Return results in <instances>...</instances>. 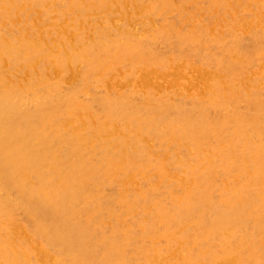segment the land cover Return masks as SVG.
<instances>
[{
  "label": "rangeland",
  "instance_id": "374dc122",
  "mask_svg": "<svg viewBox=\"0 0 264 264\" xmlns=\"http://www.w3.org/2000/svg\"><path fill=\"white\" fill-rule=\"evenodd\" d=\"M10 1L11 2L14 1L15 3L13 4L9 2V0H1L0 2L1 3L0 4L1 6L0 7V17L2 16L4 17V18H0V21H1L0 22V35H1L0 36V43H1L0 44V92H1L0 95H2V99L0 100V140H3L4 138L9 137V139L15 142L21 136L32 140L34 137L33 133L35 131L38 130L40 132L42 131L46 132L47 133L46 137H48L47 140L43 139L41 142H38L37 140H33L37 142L31 144V146L28 149V152L31 154L33 151H37L39 149V151L42 150L44 152H48L46 156L55 157L56 159H51L50 161H47L46 160L47 158H44L42 162L43 164H41V161L39 160L35 162V166L39 164V171H40L39 176H41V179H44V178L47 179V178H53L55 175L53 182H58L61 180V177H63V174H66L67 172V175H70L71 173L72 175H70V181L68 179V182H70V186L69 188L66 189V191L69 190L70 194H72V196L74 197L70 196L69 192L67 191L68 192L67 193L65 189L58 187V189L61 188L60 189V192L62 195L61 200L63 201L60 200V204H61L62 209L64 210V214L61 215V218L59 221H56L54 212L48 206L47 200L44 199L45 198L44 192L43 193L40 192V193L33 195L31 191L30 192L28 191L29 189L28 182H25V184L21 186L22 183L19 184L18 182L19 165H15L14 162L8 160L4 156L3 151H1L0 149V190L18 188V185H20L19 188L21 190L27 189V190H24L25 193L24 192L21 193L22 205L20 209L22 207L23 208L20 210L21 212H19L20 215L16 217H13V216L5 217L7 221L4 217L0 219V229H2L0 230V237H2L0 238V241L3 242V239L5 240L7 237L9 238L11 244H13L12 251L9 253V255H7V258L3 259L6 256L5 254H3L0 256V259L6 260V259L14 258L13 261L17 262V261H20L22 257H27V259H30V261H32V264H43L44 261L42 257H40L39 251L36 250L34 242L31 241L32 240L31 236H29V239L27 237L24 241H22L23 242L22 248H20L17 243L18 237L20 236V234H22V231L19 228V222H20L19 219L28 221L30 219L29 218L30 216H35L32 221L29 220V223L31 224V226L38 225L39 231L41 232L45 231L46 233L48 231L47 229L51 228L52 226H55L57 227V229L65 233L63 234L65 238H63L60 241L62 242V245L59 246L60 249L55 252V254L57 253L56 256L60 260H62L64 264H74V263L84 264V262L86 261L85 260L86 258H83L82 256H80V254L83 252L88 254L87 259L88 261L91 262V264H107L106 263L107 255L105 254L106 252L105 249L107 250L110 244H106L105 246L100 245L99 247H95L96 245L94 244V240L96 239V237L93 236L89 230H85V228L83 227L84 226L83 220L77 214V212H79L80 210H84V208L87 209L86 207H84L85 205H88L91 207V206H94V204L99 203L102 205L106 204L104 206L105 210L103 211L100 210L101 212L99 213V215H97L101 222L102 227H104L103 228L104 230L107 228L106 231L114 232L113 230L117 229L119 225L122 224V228L126 231L127 227H131L130 226L131 222L134 219L139 217V219L144 218L146 220L147 219L149 220L151 219V217H154V215H158L159 217L158 219L161 222L160 223L159 220L157 219V222L160 223V228H158V230L157 228H155L153 231H150V232H146V233L139 232V234L137 233L138 235L141 234L140 236H138L137 234L132 235L134 236L133 241L136 240L137 242L136 246L137 247L139 246L138 248H142L143 246L147 248V245L150 244V246H153V247L154 245L155 247L162 245V247H164L165 250L169 249L168 247L170 248L172 247V249H174L173 247H176V243L171 242V239H172L171 237L174 235V233L177 231L176 233L180 234L182 230L191 232L192 234H190V237L193 239V241L191 242L192 243L191 245L194 247L180 251L177 254V256L169 257V260L173 262L174 261L177 262L176 264H203V263L207 264L206 260L208 259H207V255L205 254V250H203V246L204 248L207 249V247L211 246L210 244H212V242L214 244L219 239L217 240V238H215L214 235L209 238L208 232H206L207 228L204 227V224L202 221L203 218L197 216L196 215L197 213L191 207H189L187 211L190 214L188 215L190 216L189 217L190 219L188 218L186 220H181V221L178 220V222H183L184 224V226L181 228L177 225L178 222H175L174 219L163 215L161 206L163 204L169 205L168 203L170 201H173L174 199H180L182 203H185V201L187 200V195L189 193L190 185L192 184L197 185L198 189L202 187L201 192L196 195L197 199H200L202 195L205 194L208 197H210L211 201L213 202L219 201L220 203L225 204L231 201V199L228 198L230 197L231 193L230 191H226L227 189H229L227 187L230 184H228L227 187H224L226 182H230L232 183L231 185L236 186L237 184H241L243 182L242 180H246L247 176L258 177V173H259L258 178L259 180L260 179L263 180V183H264V167H263L264 166L263 165L264 163V155H263L264 154V136H263L264 135L263 133L264 132V110H263L264 108V96H263L264 94V0H246V1L245 0H219V1L218 0H208V1L207 0H192V1L191 0H188V1L187 0H183V1L182 0H163V1L162 0H152V1L148 0L150 3L147 0H138V1L137 0H130V1L129 0H93L95 1V3L92 0H85V1L84 0L83 1H80V0H73V1L72 0H56V1L55 0L54 1L52 0L50 1L49 0H24V1L23 0H10ZM30 3L31 5H29ZM195 3H198L199 5ZM20 4H23V7H24L23 9L20 8ZM32 4L34 5L32 6ZM75 4L77 5L79 4V5L78 6L76 5L75 7ZM95 4L97 5L95 6ZM110 4L111 5L113 4L114 6L113 5L111 6ZM200 4H201V9H200ZM207 4L209 7H207ZM216 4L218 5V7ZM86 5L87 7L89 6L88 9L87 7H85ZM167 6H169V8H167ZM159 9H161V11ZM195 9L196 10L198 9V10L196 11ZM185 10H187L188 12ZM38 11H40V13ZM86 11H87L86 13L87 15L85 14ZM92 11L93 13H91ZM126 11L127 13H125ZM132 13H134V16ZM179 13L181 16L179 15ZM32 15L35 17H33ZM188 15H191V16L193 15L192 16L193 18L191 16L188 17ZM194 17L198 20H196ZM28 18H30L29 22H28ZM90 18L92 20H90ZM147 18L149 19L147 20ZM82 19H85V20L83 21ZM186 19H188L189 21ZM190 19H192V21H190ZM11 20L12 21L15 20V21L12 22ZM130 20H131V23H130ZM165 20H166V23H165ZM222 20H224V22ZM85 21L87 22V24ZM98 21H100L101 23H99ZM111 21L112 23H114L115 26L111 23ZM31 22H33L34 24ZM175 22L177 23V25ZM63 23L65 24L66 27L64 26ZM67 23H70L71 25L70 24L68 25ZM31 24L33 25L32 27H31ZM186 24L188 25L186 26ZM87 25H90V26H87ZM168 26H169V29H168ZM39 27L40 28L43 27V28L39 29ZM118 28H120L121 30ZM173 28L177 32L175 30H172ZM12 29L13 31H11ZM26 29L28 32L27 35H25ZM109 30H112V31H109ZM47 32H49V34H47ZM137 32L138 34H135ZM35 33H37L38 35ZM152 33L153 35H151ZM40 34L42 37L40 36ZM73 37L76 39H74ZM7 38H8V41H7ZM33 38H34V41H33ZM35 38H37L36 41H35ZM156 39H159V40H156ZM27 40H29L30 42ZM40 40H42L43 42ZM6 41L7 43H5ZM55 42H57L58 45ZM133 42L135 44H133ZM60 45L61 47H59ZM63 45L65 47H62ZM48 46L51 47V49L50 48L48 49ZM29 47H31L30 48L31 50L29 49ZM213 48L215 50H213ZM28 50L30 51L28 52ZM259 50H261V52ZM63 51L65 52L67 51V53L64 54ZM78 51L82 52L83 54L79 53ZM222 51L224 53H222ZM163 53L165 54V56ZM66 54L67 55L69 54L68 55L69 58H67L68 56L67 57L65 56ZM49 55H52V56H49ZM35 56L37 58V61L35 60L36 59ZM111 56H114L115 58ZM38 57L40 58L39 61H38L39 59ZM63 57H66L65 61L61 60L63 59ZM122 57H125V58H122ZM127 58H129L128 59L129 62H127L128 61ZM219 58L220 60H218ZM234 58L236 59L235 61H234ZM4 60L6 61L4 62ZM32 60L38 63H33ZM161 60H163V62H161ZM240 61H242L243 64H241ZM113 62L115 63L117 62L118 64L116 63L117 64L116 65ZM159 62H161V64ZM2 63H5V64H2ZM19 63L22 64L21 65L22 67L19 66L20 65ZM32 63L34 65H32ZM154 63L156 66L154 65ZM24 66L26 67L25 69H24ZM5 67H6V70H5ZM151 68L153 70L155 69L156 71L155 73L157 74L158 77L156 81L154 82V84H152V86L146 87L144 84L141 83V81H139V79L141 80L143 74L147 72L148 69H151ZM71 69H72V72H71ZM197 69L199 70L202 69L206 72L212 73L211 77L213 78H210L211 81H209V83L206 84L210 87V90H203L199 87V84H196L194 81H188L192 72H194ZM55 70H58V72H55ZM158 70H159V73H158ZM4 71L7 73L5 74ZM75 71H77L76 74H75ZM1 72L4 77L2 76ZM160 72L164 76L163 75L161 76ZM69 74L71 75L69 76ZM25 75L27 76V78ZM109 75L110 77H108ZM165 76L167 78H170V79H167L168 82L169 80L172 79L170 86H169V83L166 82L167 80L160 79V77L166 78ZM19 77L21 78L19 79ZM24 77L26 78V81ZM70 77H71V80L69 81L70 82L69 83L68 79H70ZM115 79L117 80L115 81ZM3 80H6V81H3ZM159 80L166 85L161 83ZM138 81L140 83H138ZM38 82L40 83V85ZM118 83H120L121 89ZM155 83H157V85L159 86H157ZM136 84L139 85V88H143V92L141 89L138 88ZM161 84H163L164 87L163 85L161 86ZM32 88L33 90H31ZM135 89L138 91H135ZM7 91L10 92L8 95L5 94V92ZM134 91H135V94H134ZM174 91L175 93H173ZM112 93L115 95H113ZM180 93L183 95H181ZM231 95L235 97L233 98ZM170 96H172L173 99H170L171 98ZM144 100L145 101L149 100V102H152V103L154 102L153 103L154 105L152 103L150 104L148 101H146L147 102L146 103ZM69 107L71 108L72 111L69 110L70 109ZM53 109L57 110L58 114L54 115V113L51 112ZM88 110H89V114H88ZM238 114H242V116ZM90 115H92L93 117L91 116L92 117L91 118ZM77 116H79L81 119ZM247 116H248V119H247ZM73 117L76 119V122L73 120L74 119ZM252 118H254L253 121L256 120L259 124L257 122H253ZM258 118L260 121L258 120ZM82 120L86 122H83ZM94 120L96 123L94 122ZM57 121H59L60 125L58 124ZM81 121L83 122V124ZM50 122L51 124L53 122V124L51 125ZM126 122H128L129 124H126ZM232 122L233 123L238 122L242 125H245L244 130L239 133L231 131L232 126H234ZM81 124L83 126H81ZM210 124H211V128H210ZM58 125L60 127H58ZM111 125L113 126V128ZM57 127L60 129H57ZM121 129L123 131L126 130L125 132L129 136L125 132H123ZM138 129L140 132H138ZM99 130H102V131H99ZM54 132L56 133L54 134ZM59 132H62V133H59ZM226 132L228 135L226 134ZM76 133L77 135L80 133L79 137L77 135L73 136ZM185 133L186 135H184ZM102 136H104V138ZM122 136L125 139H122ZM126 136L128 139H126ZM151 136L153 139L151 138ZM106 137L107 138L109 137V138L106 140ZM95 138L96 140H94ZM92 140H94L95 142L93 141L94 142L93 143ZM164 140H166V142ZM152 143L153 144L156 143V144L153 145ZM194 143L196 145H194ZM118 145L120 146L117 148ZM163 145L165 146L166 149L163 147ZM127 147L128 148L130 147V148L128 149ZM90 150H94V151H90ZM123 152H125V154ZM147 152L149 153V155ZM227 152L229 155L227 154ZM168 154L170 156H168ZM199 154L201 157H199ZM112 156L114 159L112 158ZM258 156L261 161L259 160ZM181 158L183 160H181ZM204 158H205V161H204ZM105 159L107 160L105 161ZM195 159L197 161H195ZM55 160L62 166L61 168L62 171L59 172L61 174L56 173L57 171H55L54 169L53 171L47 170V167L51 165L50 162H56ZM69 163L70 164L73 163L74 165L73 164L70 165ZM126 167H129V168H126ZM69 168L71 170H69ZM100 168L102 170H100ZM76 173H80L81 177L79 176V174H76ZM57 175H58V178H57ZM105 175H107L108 177L106 176L107 177L106 178ZM78 176H79V180L77 179ZM164 176H165V181H164ZM199 176H200V180H199ZM217 176L219 178H217ZM131 177H136L137 180L133 179L135 182L133 181L132 183V180L130 181ZM38 178L39 177H37L36 180L40 181V179ZM80 178H82L81 182H80ZM210 178L212 179L214 178L215 180L214 179L210 180ZM39 181H36V182H39ZM137 184H138V187L142 186L143 188L142 187L138 188ZM132 186L134 188H130ZM119 188H122V189H119ZM144 188H146L147 190ZM132 189H133V192H132ZM124 191H127V192H124ZM72 192H74L75 194ZM123 192L127 194H123ZM143 192L146 194V196ZM131 193H133V196L131 195ZM165 193L167 196L165 195ZM42 195H44V197ZM81 196H85V201L81 199ZM89 196H91L92 198ZM87 197L91 199L89 200ZM133 198H134V202H137L138 204L137 206L136 204H134L135 206L130 208L129 205L133 202L132 201ZM235 198H236V195H235ZM244 198H245L244 196H239L236 199H234L232 202L234 204L236 202L243 201ZM96 199L98 202L96 201ZM112 199L114 200V202H112L113 201ZM120 199L121 200L124 199V201H127V202L124 203V201H121ZM151 199L156 203H154ZM166 200L168 201L166 202ZM141 201L144 202V204ZM61 202H63V204ZM187 202H186V205H187ZM76 203H78L77 204L78 206L76 205ZM139 203H142V204H139ZM160 203H162V205ZM113 204L115 207L113 206ZM116 204H118L120 207ZM145 204H148V205L145 206ZM196 204L201 206L203 203L197 202ZM107 205H110V206L108 207ZM79 206H82V207H79ZM210 209L212 213H214V215H216V217L219 218V222L221 220L224 224L229 225L232 228V231H234L235 233L241 234L245 230L247 231V228H248L249 230H253L254 232L256 231V233L258 232V234L255 233V236H253L254 239L256 240L258 239L257 241H264V230L261 231V228H262L261 225L264 224V221L261 222L260 220H251V219L249 221H240L238 220L240 216L234 215L235 213L232 211V208L225 209L213 203L210 206ZM24 212L26 215L24 214ZM71 213L74 215V219H76V221L72 218L73 215L71 216ZM68 214L70 215L68 216ZM107 217L108 218L110 217L112 220L110 218L107 219ZM37 219H42L43 222L40 225L41 227L43 226L42 228L39 226L38 223L36 224ZM84 219L89 220L87 216H85ZM148 220L147 222L149 223ZM4 222L7 225H5ZM165 223H169V224L171 223V225H167ZM191 224L192 225L194 224V225L192 226ZM196 225H199V226H196ZM74 226L77 228V232H75L77 236L75 234L74 235L70 234L69 236H67L66 233L68 232V230L71 228L73 229ZM162 226L164 227V230ZM45 227H47V229ZM176 227H178V230L176 229ZM253 227L255 229H250ZM43 228H44V231H43ZM111 228L112 230H109ZM122 228H121L120 233L116 232L117 234L114 235L116 237L115 239L116 243H114L115 247L121 246V243L120 241H118V238L122 237L123 232H125V231H122ZM258 229L259 231H257ZM163 231L165 232V235ZM172 231H173V234H172ZM195 231H199L198 234ZM88 233L89 234L91 233V234L89 235ZM205 233L207 236L203 235ZM142 234L145 236H143ZM87 235H89V237ZM149 235L151 236L149 237ZM86 236L91 239L88 240ZM147 236L149 237V239ZM140 237L143 239H141ZM22 238L24 239L25 237L22 235ZM200 238H204V239H200ZM113 242L114 240L112 239L111 243ZM200 242H202L201 243L202 245L200 244ZM64 243H65V246H63ZM195 244H197V246ZM198 244L199 246L202 247L201 249L200 247H198ZM107 245H108V248H106ZM68 246L69 248H67ZM93 247L96 249L92 251ZM118 247L116 248L117 250L115 249L116 252L122 249L121 247L119 248ZM144 247L142 250H140L141 251L140 254L134 257L135 259L134 258L131 259V262H129V264H136V263L143 264L142 260L144 259V254L147 251V249L145 250ZM44 248L46 250L51 249V247L48 244L44 245ZM80 249L81 251L78 252ZM29 250H32V251L30 252ZM260 251H262L263 253L264 247L263 249H260ZM110 252L112 253L113 251H111V249H108V254ZM111 253L109 255H111ZM181 254L182 255L186 254V255L185 257H183ZM60 255L62 258L60 257ZM74 256L76 259L74 258ZM70 257H72V260ZM199 257L201 259H199ZM191 258L196 261L194 262V260H192ZM263 258H264V255L259 257V260L264 261ZM75 260L77 261V263ZM198 261H200L201 263H199Z\"/></svg>",
  "mask_w": 264,
  "mask_h": 264
},
{
  "label": "bare ground",
  "instance_id": "6f19581e",
  "mask_svg": "<svg viewBox=\"0 0 264 264\" xmlns=\"http://www.w3.org/2000/svg\"><path fill=\"white\" fill-rule=\"evenodd\" d=\"M24 1V0H23ZM50 1V0H49ZM52 1H54V0H52ZM56 1V0H55ZM73 1V0H72ZM80 1H83V0H80ZM85 1V0H84ZM93 1V0H92ZM130 1V0H129ZM128 1V2H129ZM138 1V0H137ZM148 1V0H147ZM150 1H152V0H150ZM163 1V0H162ZM161 1V2H162ZM183 1V0H182ZM188 1V0H187ZM192 1V0H191ZM208 1V0H207ZM219 1V0H218ZM246 1V0H245ZM0 2H1V0H0ZM3 2V1H2ZM9 2H11L10 0H9ZM48 2V1H47ZM66 2V1H65ZM90 2V1H89ZM89 2H88V4H89ZM94 3H95V1H93ZM92 2V3H93ZM97 2V1H96ZM149 2V1H148ZM148 2H147V4H148ZM186 2V1H185ZM198 2V1H197ZM214 2V1H213ZM223 2H225V1H223ZM11 3H15L14 1L13 2H11ZM24 3V2H23ZM45 3V2H44ZM52 3V2H51ZM67 3V2H66ZM93 3V4H94ZM104 3V2H103ZM115 3V2H114ZM150 3V2H149ZM152 3V2H151ZM167 3V2H166ZM182 3H184V2H182ZM194 3V2H193ZM215 3V2H214ZM1 4V3H0ZM9 4V3H8ZM7 4V5H8ZM50 4V3H49ZM87 4V5H88ZM153 4V3H152ZM160 4H162V3H160ZM187 4V3H186ZM195 4H198V3H195ZM209 4V3H208ZM208 4H207V7H209L208 6ZM22 5V6H21ZM29 5H31V3L29 4ZM34 4H32V6H33ZM56 5V4H55ZM76 5L77 4H75V7H76ZM79 5V4H78ZM77 5V6H78ZM87 5L85 6V7H87ZM97 4H95V6H96ZM99 5V4H98ZM101 5V4H100ZM111 5V4H110ZM113 5V4H112ZM111 5V6H112ZM126 5H127V3H126ZM154 5V4H153ZM152 5V6H153ZM171 5H173V4H171ZM170 5V6H171ZM199 5V4H198ZM217 5V4H216ZM220 5V4H219ZM2 6H4V5H2ZM66 6H68V5H66ZM114 6V5H113ZM191 6V5H190ZM197 6V5H196ZM204 6V5H203ZM1 7V6H0ZM7 7V6H6ZM5 7V8H6ZM50 7V6H49ZM56 7V6H55ZM89 7V6H88ZM88 7H87V9H88ZM159 7H161V6H159ZM174 7V6H173ZM176 7V6H175ZM217 7H218V5H217ZM20 8H24L23 7V4H20ZM32 8H34V7H32ZM59 8V7H58ZM78 8V7H77ZM101 8V7H100ZM153 8V7H152ZM164 8V7H163ZM167 8H169V6H167ZM199 8V7H198ZM205 8V7H204ZM220 8V7H219ZM16 9H18V8H16ZM30 9V8H29ZM65 9V8H64ZM71 9H72V7H71ZM103 9V8H102ZM107 9V8H106ZM123 9V8H122ZM146 9V8H145ZM144 9V10H145ZM147 9H149V8H147ZM165 9H166V7H165ZM200 9H201V4H200ZM37 10V9H36ZM68 10V9H67ZM70 10V9H69ZM76 10V9H75ZM86 10V9H85ZM160 11H161V9H159ZM179 10V9H178ZM194 10V9H193ZM196 10V9H195ZM198 10V9H197ZM196 10V11H197ZM203 10V9H202ZM217 10V9H216ZM28 11H30V10H28ZM102 11V10H101ZM166 11V10H165ZM168 11V10H167ZM185 11H187V10H185ZM5 12V11H4ZM16 12H18V11H16ZM39 13H40V11H38ZM67 12V11H66ZM82 12V11H81ZM89 12V11H88ZM112 12V11H111ZM142 12V11H141ZM145 12V11H144ZM147 12V11H146ZM157 12V11H156ZM188 12V11H187ZM202 12V11H201ZM204 12H205V10H204ZM20 13V12H19ZM87 13V11L85 12V14ZM91 13H93V11L91 12ZM95 13V12H94ZM98 13V12H97ZM125 13H127V11L125 12ZM152 13V12H151ZM173 13V12H172ZM171 13V14H172ZM175 13V12H174ZM196 13V12H195ZM216 13V12H215ZM223 13V12H222ZM224 13H226V12H224ZM237 13V12H236ZM248 13V12H247ZM4 14V13H3ZM12 14V13H11ZM22 14H24V13H22ZM37 14V13H36ZM66 14V13H65ZM77 14H79V13H77ZM107 14V13H106ZM133 14V16H134V13H132ZM140 14V13H139ZM144 14H146V13H144ZM178 14V13H177ZM185 14V13H184ZM191 14V13H190ZM210 14V13H209ZM214 14V13H213ZM221 14V13H220ZM252 14V13H251ZM21 15V14H20ZM34 15V14H33ZM32 15V16H33ZM40 15V14H39ZM51 15V14H50ZM63 15V14H62ZM73 15V14H72ZM84 15V14H83ZM87 15V14H86ZM122 15V14H121ZM149 15V14H148ZM153 15V14H152ZM156 15V14H155ZM161 15H162V13H161ZM160 15V16H161ZM168 15H169V13H168ZM179 15H180V13H179ZM228 15V14H227ZM245 15V14H244ZM243 15V16H244ZM52 16V15H51ZM56 16V15H55ZM66 16V15H65ZM64 16V17H65ZM68 16V15H67ZM109 16V15H108ZM143 16V15H142ZM146 16V15H145ZM181 16V15H180ZM189 16H191V15H188V17ZM193 16V15H192ZM191 16V17H192ZM197 16V15H196ZM211 16V15H210ZM213 16V15H212ZM225 16V15H224ZM250 16V15H249ZM33 17H35V16H33ZM48 17V16H47ZM61 17V16H60ZM74 17V16H73ZM90 17V16H89ZM115 17V16H114ZM125 17V16H124ZM130 17V16H129ZM141 17V16H140ZM140 17H138V18H140ZM149 17V16H148ZM179 17V16H178ZM190 17V18H191ZM0 18H4L3 16L2 17H0ZM16 18V17H15ZM17 18H18V16H17ZM16 18V19H17ZM100 18H101V16H100ZM109 18V17H108ZM132 18V17H131ZM156 18H157V16H156ZM186 18V17H185ZM193 18V17H192ZM195 18V17H194ZM232 18H233V16H232ZM31 19H33V18H31ZM73 19V18H72ZM88 19V18H87ZM95 19H97V18H95ZM104 19V18H103ZM149 18H147V20H148ZM196 19V18H195ZM201 19V18H200ZM229 19V18H228ZM10 20V19H9ZM18 20H20V19H18ZM29 20H30V18H28V22H29ZM37 20V19H36ZM47 20V19H46ZM67 20V19H66ZM83 21L85 20V19H82ZM90 20H92L91 18H90ZM89 20V21H90ZM120 20V19H119ZM126 20V19H125ZM177 20V19H176ZM186 20H188V19H186ZM196 20H198V19H196ZM207 20V19H206ZM211 20V19H210ZM4 21V20H3ZM12 21V20H11ZM15 21V20H14ZM14 21H12V22H14ZM56 21H57V19H56ZM159 21H160V19H159ZM182 21H184V20H182ZM189 21V20H188ZM190 21H192V19H190ZM200 21V20H199ZM223 22H224V20H222ZM226 21V20H225ZM231 21V20H230ZM252 21V20H251ZM1 22V21H0ZM34 22V21H33ZM33 22H31V23H33ZM66 22V21H65ZM80 22H81V20H80ZM86 22V21H85ZM91 22V21H90ZM99 23H101L100 21H98ZM141 22H142V20H141ZM146 22V21H145ZM163 22V21H162ZM171 22V21H170ZM187 22V21H186ZM227 22V21H226ZM234 22V21H233ZM78 23V22H77ZM111 23H112V21H111ZM130 23H131V20H130ZM165 23H166V20H165ZM176 23V22H175ZM181 23V22H180ZM190 23V22H189ZM195 23V22H194ZM205 23V22H204ZM17 24V23H16ZM34 24V23H33ZM64 24V23H63ZM68 25L70 24V23H67ZM73 24V23H72ZM84 24V23H83ZM86 24H87V22H86ZM113 25H114V23H112ZM173 24V23H172ZM223 24H225V23H223ZM230 24V23H229ZM7 25V24H6ZM36 25V24H35ZM34 25V26H35ZM47 25H48V23H47ZM52 25V24H51ZM67 25V26H68ZM71 25V24H70ZM104 25V24H103ZM170 25V24H169ZM174 25V24H173ZM176 25H177V23H176ZM175 25V26H176ZM183 25V24H182ZM188 24H186V26H187ZM192 25V24H191ZM10 26V25H9ZM17 26V25H16ZM33 25L31 24V27H32ZM54 26V25H53ZM64 26H65V24H64ZM87 26H90V25H87ZM94 26V25H93ZM115 26V25H114ZM117 26V25H116ZM142 26V25H141ZM151 26V25H150ZM153 26V25H152ZM156 26V25H155ZM160 26V25H159ZM190 26V25H189ZM243 26V25H242ZM66 27V26H65ZM119 27V26H118ZM130 27V26H129ZM146 27H148V26H146ZM161 27V26H160ZM229 27V26H228ZM259 27V26H258ZM38 28V27H37ZM41 28H43V27H41ZM40 27H39V29H41ZM72 28V27H71ZM83 28V27H82ZM85 28V27H84ZM87 28V27H86ZM94 28V27H93ZM132 28V27H131ZM138 28V27H137ZM140 28V27H139ZM157 28V27H156ZM178 28V27H177ZM252 28V27H251ZM257 28V27H256ZM21 29H23V28H21ZM38 29V30H39ZM53 29V28H52ZM68 29V28H67ZM73 29V28H72ZM79 29V28H78ZM108 29V28H107ZM118 29H120V28H118ZM133 29V28H132ZM131 29V30H132ZM168 29H169V26H168ZM167 29V30H168ZM180 29V28H179ZM194 29V28H193ZM2 30V29H1ZM58 30V29H57ZM56 30V31H57ZM80 30V29H79ZM86 30V29H85ZM90 30V29H89ZM88 30V31H89ZM93 30V29H92ZM121 30V29H120ZM125 30V29H124ZM134 30V29H133ZM157 30V29H156ZM172 30H175L174 28L172 29ZM227 30V29H226ZM11 31H13V29L11 30ZM34 31V30H33ZM50 31V30H49ZM109 31H112V30H109ZM115 31V30H114ZM123 31V30H122ZM146 31V30H145ZM176 31V30H175ZM185 31V30H184ZM190 31V30H189ZM197 31H199V30H197ZM202 31V30H201ZM36 32V31H35ZM37 32H39V31H37ZM76 32V31H75ZM84 32V31H83ZM95 32V31H94ZM128 32V31H127ZM136 32V31H135ZM177 32V31H176ZM203 32V31H202ZM202 32H200V33H202ZM229 32V31H228ZM233 32V31H232ZM231 32V33H232ZM237 32V31H236ZM235 32V33H236ZM255 32V31H254ZM262 32V31H261ZM27 29H26V31H25V35H27ZM31 33H32V31H31ZM41 33H42V31H41ZM56 33V32H55ZM85 33V32H84ZM88 33V32H87ZM100 33V32H99ZM106 33H107V31H106ZM115 33V32H114ZM130 33H132V32H130ZM140 33V32H139ZM167 33V32H166ZM187 33H189V32H187ZM199 33V32H198ZM11 34V33H10ZM15 34H17V33H15ZM22 34V33H21ZM35 34H37V33H35ZM47 34H49V32H47ZM62 34V33H61ZM66 34H67V32H66ZM92 34V33H91ZM103 34V33H102ZM112 34V33H111ZM135 34H138V32L137 33H135ZM147 34V33H146ZM233 34V33H232ZM14 35V34H13ZM29 35V34H28ZM38 35V34H37ZM58 35V34H57ZM104 35V34H103ZM102 35V36H103ZM145 35V34H144ZM151 35H153V33L151 34ZM243 35V34H242ZM1 36V35H0ZM15 36V35H14ZM40 36H41V34H40ZM51 36V35H50ZM84 36H85V34H84ZM92 36V35H91ZM90 36V37H91ZM95 36H97V35H95ZM202 36V35H201ZM223 36V35H222ZM3 37H4V35H3ZM25 37V36H24ZM36 37V36H35ZM42 37V36H41ZM46 37V36H45ZM63 37H64V35H63ZM135 37H137V36H135ZM191 37V36H190ZM236 37V36H235ZM262 37V36H261ZM6 38V37H5ZM26 38V37H25ZM53 38H55V37H53ZM52 38V39H53ZM62 38V37H61ZM60 38V39H61ZM71 38V37H70ZM74 38V37H73ZM92 38V37H91ZM154 38V37H153ZM159 38V37H158ZM195 38V37H194ZM18 39V38H17ZM30 39V38H29ZM36 39L37 38H35V41H36ZM42 39V38H41ZM46 39V38H45ZM58 39H59V37H58ZM74 39H76V38H74ZM73 39V40H74ZM125 39H126V37H125ZM198 39V38H197ZM2 40V39H1ZM73 40H72V42H73ZM85 40V39H84ZM93 40V39H92ZM124 40V39H123ZM134 40V39H133ZM156 40H159V39H156ZM203 40V39H202ZM201 40V41H202ZM7 41H8V38H7ZM7 41L5 42V43H7ZM17 41H19V40H17ZM16 41V42H17ZM27 41H29V40H27ZM31 41H32V39H31ZM33 41H34V38H33ZM40 41H42V40H40ZM45 41V40H44ZM59 41V40H58ZM63 41H65V40H63ZM68 41V40H67ZM66 41V42H67ZM101 41V40H100ZM127 41H129V40H127ZM126 41V42H127ZM222 41V40H221ZM221 41H220V43H221ZM26 42V41H25ZM30 42V41H29ZM43 42V41H42ZM62 42V41H61ZM71 42V43H72ZM102 42V41H101ZM123 42V41H122ZM131 42V41H130ZM175 42V41H174ZM20 43V42H19ZM45 43V42H44ZM49 43V42H48ZM56 44H57V42H55ZM64 43V42H63ZM132 43V42H131ZM154 43V42H153ZM158 43V42H157ZM156 43V44H157ZM1 44V43H0ZM34 44V43H33ZM43 44V43H42ZM62 44V43H61ZM73 44V43H72ZM72 44H71V46H72ZM75 44V43H74ZM133 44H135L134 42H133ZM219 44V43H218ZM35 45V44H34ZM44 45V44H43ZM58 45V44H57ZM78 45V44H77ZM81 45V44H80ZM84 45V44H83ZM82 45V46H83ZM149 45V44H148ZM162 45V44H161ZM196 45H198V44H196ZM2 46V45H1ZM5 46V45H4ZM7 46V45H6ZM27 46V45H26ZM36 46V45H35ZM37 46H39V45H37ZM51 46V45H50ZM53 46V45H52ZM76 46V45H75ZM124 46H126V45H124ZM158 46H160V45H158ZM164 46V45H163ZM186 46V45H185ZM226 46V45H225ZM28 47V46H27ZM59 47H61V45L59 46ZM62 47H65L64 45L62 46ZM70 47V46H69ZM205 47V46H204ZM216 47V46H215ZM214 47V48H215ZM224 47V46H223ZM31 47H29V49H30ZM46 48V47H45ZM51 49V47H49L48 46V49ZM56 48V47H55ZM76 48H78V47H76ZM114 48H116V47H114ZM122 48V47H121ZM155 48V47H154ZM213 48V50H215ZM37 49V48H36ZM53 49V48H52ZM96 49V48H95ZM113 49V48H112ZM128 49V48H127ZM158 49V48H157ZM166 49V48H165ZM219 49H220V47H219ZM31 50V49H30ZM30 50H28V52L30 51ZM74 50V49H73ZM116 50V49H115ZM123 50V49H122ZM154 50V49H153ZM262 50H263V48H262ZM23 51V50H22ZM42 51V50H41ZM50 51V50H49ZM75 51H77V50H75ZM146 51V50H145ZM155 51V50H154ZM175 51V50H174ZM190 51H192V50H190ZM207 51V50H206ZM217 51V50H216ZM225 51V50H224ZM260 52H261V50H259ZM55 52V51H54ZM53 52V53H54ZM64 52V54L65 53H67V51L65 52V51H63ZM79 52V51H78ZM114 52V51H113ZM116 52V51H115ZM150 52H151V50H150ZM169 52V51H168ZM208 52V51H207ZM255 52V51H254ZM259 52V53H260ZM263 52V51H262ZM25 53V52H24ZM50 53V52H49ZM79 53H82V52H79ZM125 53H126V51H125ZM194 53V52H193ZM222 53H224L223 51H222ZM229 53V52H228ZM71 54V53H70ZM83 54V53H82ZM111 54H112V52H111ZM164 54V53H163ZM216 54V53H215ZM226 54V53H225ZM231 54V53H230ZM34 55V54H33ZM54 55V54H53ZM69 55V54H68ZM67 54L65 55L66 57L68 56ZM127 55V54H126ZM151 55V54H150ZM154 55V54H153ZM174 55V54H173ZM177 55V54H176ZM182 55V54H181ZM206 55V54H205ZM237 55V54H236ZM20 56V55H19ZM28 56V55H27ZM40 56V55H39ZM49 56H52V55H49ZM86 56V55H85ZM121 56H122V54H121ZM164 56H165V54H164ZM213 56V55H212ZM262 56H263V54H262ZM66 57H63V59H61L62 61H65V59H66ZM87 57V56H86ZM111 57H114V56H111ZM117 57H118V55H117ZM126 57V56H125ZM125 57H122V58H125ZM145 57V56H144ZM216 57V56H215ZM241 57V56H240ZM257 57V56H256ZM28 58V57H27ZM35 58H36V56H35ZM39 58V57H38ZM44 58V57H43ZM56 58V57H55ZM67 58H69V56L67 57ZM115 58V57H114ZM195 58V57H194ZM213 58V57H212ZM4 59V58H3ZM102 59V58H101ZM121 59V58H120ZM119 59V60H120ZM129 58H127V60H128ZM31 60V59H30ZM36 61H37V58L35 59ZM40 60V58L38 59V61ZM70 60V59H69ZM68 60V61H69ZM117 60V59H116ZM218 60H220V58L218 59ZM232 60H233V58H232ZM236 59L234 58V61H235ZM242 60H243V58H242ZM1 61H2V59H1ZM6 60H4V62H5ZM36 61H33L32 60V62L33 63H38V62H36ZM54 61V60H53ZM102 61V60H101ZM121 61H123V60H121ZM137 61H139V60H137ZM142 61V60H141ZM171 61H172V59H171ZM222 61V60H221ZM225 61H226V59H225ZM231 61V60H230ZM95 62V61H94ZM127 62H129V60L127 61ZM136 62V61H135ZM161 62H163V60H161ZM161 62H159L160 64H161ZM204 62V61H203ZM206 62V61H205ZM241 62V64H243L242 63V61H240ZM239 62V63H240ZM7 63V62H6ZM32 63V65H34ZM44 63V62H43ZM48 63V62H47ZM79 63V62H78ZM99 63V62H98ZM97 63V64H98ZM113 63H115V62H113ZM117 63V62H116ZM115 63V64H116ZM122 63V62H121ZM224 63V62H223ZM2 64H5V63H2ZM20 64V63H19ZM76 64V63H75ZM81 64V63H80ZM118 64V63H117ZM116 64V65H117ZM237 64V63H236ZM250 64V63H249ZM248 64V65H249ZM7 65V64H6ZM22 64H20L19 66L20 67H22L21 66ZM36 65V64H35ZM46 65V64H45ZM99 65V64H98ZM128 65V64H127ZM154 65H155V63H154ZM253 65H254V63H253ZM253 65H251V66H253ZM5 66V65H4ZM60 66V65H59ZM134 66V65H133ZM156 66V65H155ZM231 66V65H230ZM3 67V66H2ZM33 67V66H32ZM35 67V66H34ZM40 67V66H39ZM73 67V66H72ZM118 67V66H117ZM120 67V66H119ZM220 67V66H219ZM26 67L24 66V69H25ZM37 68V67H36ZM59 68H61V67H59ZM63 68H64V66H63ZM78 68V67H77ZM77 68H76V70H77ZM84 68V67H83ZM127 68V67H126ZM145 68V67H144ZM2 69V68H1ZM23 69V68H22ZM28 69V68H27ZM31 69H33V68H31ZM49 69V68H48ZM55 69V68H54ZM100 69V68H99ZM231 69V68H230ZM5 70H6V67H5ZM38 70V69H37ZM37 70H36V72H37ZM66 70V69H65ZM83 70V69H82ZM96 70V69H95ZM132 70V69H131ZM224 70V69H223ZM3 71V70H2ZM8 71V70H7ZM35 71V70H34ZM74 71V70H73ZM128 71V70H127ZM5 72V71H4ZM25 72V71H24ZM27 72V71H26ZM55 72H58V70H55ZM71 72H72V69H71ZM105 72V71H104ZM156 71H155V69L153 70L152 68L151 69H148L147 70V72H145L144 74H143V76H142V78H141V80L139 79V81H141V83L142 84H144L146 87H150V86H152V84H154V82L156 81V79H157V74L155 73ZM230 72V71H229ZM7 72H5V74H6ZM14 73V72H13ZM22 73V72H21ZM35 73V72H34ZM43 73V72H42ZM77 73V71H75V74ZM106 73H107V71H106ZM105 73V74H106ZM115 73V72H114ZM158 73H159V70H158ZM223 73V72H222ZM234 73V72H233ZM236 73V72H235ZM1 74H2V72H1ZM10 74V73H9ZM27 74V73H26ZM37 74H39V73H37ZM48 74V73H47ZM52 74V73H51ZM66 74V73H65ZM64 74V75H65ZM79 74V73H78ZM125 74V73H124ZM127 74H128V72H127ZM160 74H161V76L163 75L161 72H160ZM167 74H169V73H167ZM226 74V73H225ZM36 75V74H35ZM71 74H69V76H70ZM80 75V74H79ZM78 75V76H79ZM171 75V74H170ZM211 75H212V73H209V72H206V71H204V70H202V69H197V70H195L194 72H192V74H191V76L189 77V80L188 81H194L196 84H199V87L201 88V89H203V90H210V87L208 86V85H206L207 83H209V81H211L210 80V78H213V77H211ZM2 76H3V74H2ZM22 76V75H21ZM26 76V75H25ZM43 76H45V75H43ZM47 76V75H46ZM48 76H50V75H48ZM52 76V75H51ZM74 76V75H73ZM82 76V75H81ZM122 76V75H121ZM164 76V75H163ZM240 76V75H239ZM4 77V76H3ZM8 77H9V75H8ZM15 77H16V75H15ZM18 77V76H17ZM76 77V76H75ZM74 77V78H75ZM104 77V76H103ZM108 77H110V75L108 76ZM166 77V76H165ZM172 77V76H171ZM21 77H19V79H20ZM25 78V77H24ZM26 78H27V76H26ZM26 78H25V81H26ZM31 78V77H30ZM80 78V77H79ZM112 78V77H111ZM175 78V77H174ZM254 78V77H253ZM8 79H10V78H8ZM52 79V78H51ZM50 79V80H51ZM76 79V78H75ZM107 79H109V78H107ZM117 79H118V77H117ZM117 79H115V81L117 80ZM160 79L161 80H167V79H170V78H164V77H160ZM14 80V79H13ZM28 80V79H27ZM59 80V79H58ZM67 80V79H66ZM71 80V77H70V79H68V82ZM100 80V79H99ZM113 80V79H112ZM172 80V79H171ZM171 80H169V82H168V80L166 81V82H168L169 83V86H170V84H171ZM175 80V79H174ZM228 80V79H227ZM3 81H6V80H3ZM11 81H12V79H11ZM31 81V80H30ZM43 81V80H42ZM63 81H64V79H63ZM79 81V80H78ZM82 81V80H81ZM106 81V80H105ZM138 81V83H140ZM160 81V80H159ZM176 81H178V80H176ZM41 82V81H40ZM45 82V81H44ZM44 82H42V83H44ZM68 82H66V83H68ZM73 82V81H72ZM75 82H76V80H75ZM111 82V81H110ZM161 82V81H160ZM9 83V82H8ZM18 83V82H17ZM20 83V82H19ZM39 83V82H38ZM37 83V84H38ZM70 83V82H69ZM74 83V82H73ZM161 83H163V82H161ZM173 83V82H172ZM22 84V83H21ZM29 84V83H28ZM63 84V83H62ZM72 84V83H71ZM99 84V83H98ZM119 84V86H120V89H121V85H120V83H118ZM122 84V83H121ZM156 85H157V83H155ZM164 84V83H163ZM163 84H161V86L163 85ZM178 84V83H177ZM9 85V84H8ZM7 85V86H8ZM39 85H40V83H39ZM48 85V84H47ZM74 85V84H73ZM86 85V84H85ZM84 85V86H85ZM104 85V84H103ZM137 85V84H136ZM164 85H166V84H164ZM164 85H163V87H164ZM174 85V84H173ZM181 85H182V83H181ZM231 85V84H230ZM229 85V86H230ZM252 85H254V84H252ZM7 86H6V88H7ZM16 86V85H15ZM66 86V85H65ZM87 86V85H86ZM133 86V85H132ZM138 86V88H139V85H137ZM136 86V87H137ZM142 86V85H141ZM157 86H159V85H157ZM172 86V85H171ZM180 86V85H179ZM9 87V86H8ZM69 87V86H68ZM79 87V86H78ZM92 87V86H91ZM104 87V86H103ZM116 87H118V86H116ZM124 87V86H123ZM135 87V88H136ZM176 87V86H175ZM261 87V86H260ZM37 88V87H36ZM93 88V87H92ZM105 88H107V87H105ZM126 88V87H125ZM183 88V87H182ZM252 88H254V87H252ZM262 88V87H261ZM20 89V88H19ZM68 89H70V88H68ZM112 89H113V87H112ZM139 89H141L142 90V92H143V88H139ZM153 89V88H152ZM167 89V88H166ZM172 89V88H171ZM176 89V88H175ZM174 89V90H175ZM184 89V88H183ZM239 89H240V87H239ZM31 90H33V88L31 89ZM102 90V89H101ZM111 90V89H110ZM119 90V89H118ZM147 90V89H146ZM168 90V89H167ZM99 91V90H98ZM107 91H108V89H107ZM127 91V90H126ZM135 91H138V90H136L135 89ZM135 91H134V94H135ZM178 91V90H177ZM234 91V90H233ZM238 91V90H237ZM263 91V90H262ZM125 92V91H124ZM150 92V91H149ZM162 92V91H161ZM169 92V91H168ZM190 92V91H189ZM259 92V91H258ZM1 93V92H0ZM10 92H5V94H9ZM173 93H175V91L173 92ZM108 94V93H107ZM113 94V93H112ZM116 94H117V92H116ZM129 94V93H128ZM138 94V93H137ZM143 94H145V93H143ZM142 94V95H143ZM168 94V93H167ZM181 94V93H180ZM216 94V93H215ZM240 94V93H239ZM113 95H115V94H113ZM150 95V94H149ZM181 95H183V94H181ZM180 95V96H181ZM121 96V95H120ZM145 96V95H144ZM162 96V95H161ZM173 96V95H172ZM172 96H170L171 98L170 99H173L172 98ZM232 96V95H231ZM239 96V95H238ZM237 96V97H238ZM263 96H264V94H263ZM135 97V96H134ZM151 97V96H150ZM233 97V96H232ZM235 97V96H234ZM233 97V98H234ZM245 97V96H244ZM252 97V96H251ZM156 98V97H155ZM168 98V97H167ZM229 98V97H228ZM246 98V97H245ZM244 98V99H245ZM250 98V97H249ZM2 99V95H0V100ZM86 99H87V97H86ZM149 99V98H148ZM180 99V98H179ZM185 99V98H184ZM183 99V100H184ZM220 99V98H219ZM221 99H223V98H221ZM227 99V98H226ZM239 99V98H238ZM243 99V98H242ZM258 99V98H257ZM167 100V99H166ZM175 100H177V99H175ZM181 100V99H180ZM197 100V99H196ZM228 100V99H227ZM142 101H143V99H142ZM145 101V100H144ZM146 101H148L149 102V100H146ZM145 101V102H146ZM159 101V100H158ZM245 101V100H244ZM164 102V101H163ZM162 102V103H163ZM168 102V101H167ZM192 102V101H191ZM257 102V101H256ZM147 103V102H146ZM145 103V104H146ZM150 104L152 103V102H149ZM154 103V102H153ZM152 103V104H153ZM230 103V102H229ZM242 103V102H241ZM250 103V102H249ZM248 103V104H249ZM259 103H261V102H259ZM262 103H263V101H262ZM171 104V103H170ZM236 104V103H235ZM257 104V103H256ZM81 105V104H80ZM83 105V104H82ZM154 105V104H153ZM191 105H192V103H191ZM210 105V104H209ZM208 105V106H209ZM259 105H261V104H259ZM263 105V104H262ZM233 106V105H232ZM245 106V105H244ZM199 107V106H198ZM202 107V106H201ZM200 107V108H201ZM224 107V106H223ZM230 107V106H229ZM66 108H67V106H66ZM70 108V107H69ZM107 108V107H106ZM232 108V107H231ZM235 108H237V107H235ZM63 109V108H62ZM61 109V110H62ZM86 109V108H85ZM161 109V108H160ZM216 109V108H215ZM240 109V108H239ZM244 109V108H243ZM69 110H71V108L69 109ZM76 110V109H75ZM91 110V109H90ZM263 110H264V108H263ZM72 111V110H71ZM98 111V110H97ZM206 111V110H205ZM208 111V110H207ZM231 111H232V109H231ZM51 112H53L54 113V115L55 114H58V111L57 110H52ZM70 112V111H69ZM78 112H80V111H78ZM85 112V111H84ZM132 112V111H131ZM234 112V111H233ZM253 112H255V111H253ZM74 113V112H73ZM204 113V112H203ZM224 113V112H223ZM228 113V112H227ZM240 113V112H239ZM66 114H67V112H66ZM76 114V113H75ZM75 114H74V116H75ZM88 114H89V110H88ZM96 114V113H95ZM233 114V113H232ZM236 114V113H235ZM70 115V114H69ZM68 115V116H69ZM83 115V114H82ZM85 115V114H84ZM128 115V114H127ZM238 115H241L242 116V114H238ZM246 115V114H245ZM256 115H257V113H256ZM92 115H90V117H91ZM95 116V115H94ZM99 116H101V115H99ZM104 116V115H103ZM107 116V115H106ZM224 116V115H223ZM244 116V115H243ZM255 116V115H254ZM253 116V117H254ZM77 117H79V116H77ZM76 117V118H77ZM93 117V116H92ZM91 117V118H92ZM141 117V116H140ZM238 117H240V116H238ZM61 118V117H60ZM66 118H68V117H66ZM74 118V117H73ZM80 118V117H79ZM90 118V119H91ZM96 118V117H95ZM98 118V117H97ZM143 118V117H142ZM81 119V118H80ZM100 119V118H99ZM141 119V118H140ZM227 119H229V118H227ZM247 119H248V116H247ZM251 119V118H250ZM253 119L254 118H252V121H253ZM56 120V119H55ZM75 122H76V119L74 118L73 119ZM111 120V119H110ZM258 120H259V118H258ZM51 121V120H50ZM73 121V122H74ZM83 122H86V121H84V120H82ZM81 121V122H82ZM91 121H93V120H91ZM101 121V120H100ZM168 121V120H167ZM217 121H219V120H217ZM246 121V120H245ZM250 121V120H249ZM260 121V120H259ZM58 122V124H59V121H57ZM83 122H82V124H83ZM94 122H95V120H94ZM94 122H93V124H94ZM105 122V121H104ZM129 122V121H128ZM128 122H126V124H129ZM215 122V121H214ZM222 122V121H221ZM233 122H234V120H233ZM232 122V123H233ZM253 122H257L256 120L255 121H253ZM96 123V122H95ZM111 123V122H110ZM109 123V124H110ZM114 123V122H113ZM112 123V124H113ZM161 123V122H160ZM248 123V122H247ZM251 123V122H250ZM258 123V122H257ZM50 124H51V122H50ZM52 124H53V122H52ZM51 124V125H52ZM55 124V123H54ZM73 124V123H72ZM81 124V126H83ZM118 124V123H117ZM169 124V123H168ZM171 124V123H170ZM175 124V123H174ZM217 124V123H216ZM255 124V123H254ZM259 124V123H258ZM48 125V124H47ZM57 125V124H56ZM60 125V124H59ZM58 125V127H60ZM68 125V124H67ZM66 125V126H67ZM86 125H88V124H86ZM102 125H103V123H102ZM120 125V124H119ZM164 125V124H163ZM172 125V124H171ZM180 125V124H179ZM190 125V124H189ZM233 125L234 126H232V130L231 131H233V132H237V133H239V132H242L243 130H244V127H245V125H242V124H240V123H238V122H236V123H233ZM247 125V124H246ZM54 126V125H53ZM90 126V125H89ZM95 126V125H94ZM105 126H106V124H105ZM112 126V125H111ZM127 126V125H126ZM165 126V125H164ZM221 126V125H220ZM257 126V125H256ZM52 127V126H51ZM57 127V129H60V128H58ZM101 127V126H100ZM136 127V126H135ZM138 127H139V125H138ZM171 127H173V126H171ZM175 127V126H174ZM177 127V126H176ZM205 127H206V125H205ZM217 127H218V125H217ZM259 127V126H258ZM48 128V127H47ZM61 128H63V127H61ZM84 128H86V127H84ZM83 128V129H84ZM112 128H113V126H112ZM181 128H182V126H181ZM210 128H211V124H210ZM214 128V127H213ZM100 129V128H99ZM127 129V128H126ZM165 129V128H164ZM163 129V130H164ZM168 129V128H167ZM199 129H201V128H199ZM215 129V128H214ZM224 129V128H223ZM231 129V128H230ZM229 129V130H230ZM252 129H253V127H252ZM54 130V129H53ZM52 130V131H53ZM62 130V129H61ZM122 130V129H121ZM130 130V129H129ZM132 130V129H131ZM135 130V129H134ZM169 130V129H168ZM167 130V131H168ZM172 130V129H171ZM57 131V130H56ZM99 131H102V130H99ZM111 131V130H110ZM123 131V130H122ZM126 131V130H125ZM125 131H123V132H125ZM133 131V130H132ZM211 131V130H210ZM249 131V130H248ZM58 132V131H57ZM135 132H137V131H135ZM138 132H140L139 131V129H138ZM150 132H151V130H150ZM184 132V131H183ZM56 132H54V134H55ZM59 133H62V132H59ZM95 133V132H94ZM102 133V132H101ZM105 133H106V131H105ZM113 133V132H112ZM118 133V132H117ZM126 133V132H125ZM249 133V132H248ZM262 133V132H261ZM264 133V132H263ZM80 134V133H79ZM79 134L77 135V133L75 134V135H73V136H78L79 137ZM127 134V133H126ZM212 134V133H211ZM226 134H227V132H226ZM250 134V133H249ZM33 135H34V137H33V139L32 140H30V139H28V138H26V137H23V136H21L17 141H12L11 139H9V137H6V138H4L3 140H0V149H1V151H3V154H4V156L8 159V160H10V161H12V162H14V164L15 165H19V177H18V182H19V184H21V186L23 185V184H25V182H28V191L30 192H32V194L34 195V194H37V193H40V192H44V194H45V198L44 199H46L47 200V203H48V206L50 207V209L54 212V216H55V220L56 221H59L60 220V218H61V215H63L64 214V210L62 209V207H61V204H60V200H61V198H62V195H61V192H60V189L61 188H63V189H65V191H66V189L67 188H69V186H70V182H68V179H69V181H70V175H72L71 173H70V175H67V172H66V174H63V177H61V180L60 181H58V182H53V179H54V177H55V175H54V177L53 178H44V179H41V176H39L40 175V171H39V164L37 165V166H35V162L37 161V160H39V161H41V164H43L42 162H43V159L44 158H47L46 160L47 161H50L51 159H56L55 157H51V156H46V154L48 153V152H44V151H42V150H40L39 151V149L37 150V151H33L31 154L28 152V149H29V147L31 146V144L32 143H36L37 141L38 142H41L43 139L44 140H47V138L48 137H46V135H47V133L46 132H44V131H42V132H40V131H35L34 133H33ZM84 135H85V133H84ZM84 135H82V136H84ZM89 135V134H88ZM87 135V136H88ZM96 135V134H95ZM103 135H105V134H103ZM112 135V134H111ZM119 135H121V134H119ZM128 135V134H127ZM142 135V134H141ZM184 135H186V133L184 134ZM221 135H223V134H221ZM228 135V134H227ZM226 135V136H227ZM235 135V134H234ZM262 135V134H261ZM68 136V135H67ZM72 136V137H73ZM86 136V137H87ZM93 136V135H92ZM97 136V135H96ZM95 136V137H96ZM110 136V135H109ZM129 136V135H128ZM136 136H138V135H136ZM144 136V135H143ZM160 136V135H159ZM189 136V135H188ZM211 136V135H210ZM242 136V135H241ZM264 136V135H263ZM103 138H104V136H102ZM140 137V136H139ZM149 137V136H148ZM154 137V136H153ZM208 137V136H207ZM233 137V136H232ZM256 137V136H255ZM254 137V138H255ZM76 138V137H75ZM109 138V137H108ZM107 137H106V140L108 139ZM141 138V137H140ZM151 138H152V136H151ZM185 138V137H184ZM188 138V137H187ZM203 138V137H202ZM209 138V137H208ZM235 138V137H234ZM257 138V137H256ZM80 139V138H79ZM92 139V138H91ZM100 139V138H99ZM122 139H125V138H123V136H122ZM126 139H128L127 138V136H126ZM153 139V138H152ZM151 139V140H152ZM160 139V138H159ZM166 139V138H165ZM196 139V138H195ZM204 139V138H203ZM202 139V140H203ZM33 140H37V141H33ZM82 140H83V138H82ZM90 140V139H89ZM94 140H96V138L94 139ZM94 140H92V142L94 141ZM114 140H116V139H114ZM161 140V139H160ZM184 140V139H183ZM197 140V139H196ZM212 140V139H211ZM250 140V139H249ZM91 141V140H90ZM128 141H130V140H128ZM141 141H143V140H141ZM165 142H166V140H164ZM163 141V142H164ZM181 141V140H180ZM80 142V141H79ZM95 142V141H94ZM93 142V143H94ZM107 142V141H106ZM111 142V141H110ZM125 142V141H124ZM203 142V141H202ZM256 142V141H255ZM86 143V142H85ZM126 143H127V141H126ZM129 143V142H128ZM135 143V142H134ZM144 143V142H143ZM159 143H160V141H159ZM191 143V142H190ZM237 143V142H236ZM104 144V143H103ZM102 144V145H103ZM110 144V143H109ZM153 144V143H152ZM156 143H154L153 145H155ZM162 144V143H161ZM174 144V143H173ZM172 144V145H173ZM182 144H183V142H182ZM198 144H200V143H198ZM213 144V143H212ZM227 144V143H226ZM235 144V143H234ZM239 144V143H238ZM76 145V144H75ZM160 145V144H159ZM185 145V144H184ZM183 145V146H184ZM194 145H196L195 143H194ZM85 146V145H84ZM90 146V145H89ZM92 146V145H91ZM101 146V145H100ZM99 146V147H100ZM113 146V145H112ZM120 145H118L117 146V148L119 147ZM134 146V145H133ZM139 146V145H138ZM167 146V145H166ZM169 146V145H168ZM180 146V145H179ZM198 146V145H197ZM212 146V145H211ZM240 146V145H239ZM246 146V145H245ZM105 147H107V146H105ZM115 147V146H114ZM113 147V148H114ZM131 147V146H130ZM129 147V148H130ZM163 147L165 148V146L163 145ZM175 147V146H174ZM251 147V146H250ZM101 148V147H100ZM104 148V147H103ZM125 148V147H124ZM128 148V147H127ZM128 148V149H129ZM153 148H154V146H153ZM163 148V149H164ZM176 148V147H175ZM183 148V147H182ZM186 148H188V147H186ZM198 148V147H197ZM247 148V147H246ZM85 149V148H84ZM106 149V148H105ZM134 149V148H133ZM149 149V148H148ZM150 149H151V147H150ZM166 149V148H165ZM136 150V149H135ZM157 150V149H156ZM170 150V149H169ZM173 150V149H172ZM226 150V149H225ZM248 150V149H247ZM90 151H94V150H90ZM125 151V150H124ZM130 151V150H129ZM134 151V150H133ZM160 151V150H159ZM193 151V150H192ZM213 151V150H212ZM227 151V150H226ZM250 151V150H249ZM98 152V151H97ZM117 152V151H116ZM132 152V151H131ZM146 152V151H145ZM223 152V151H222ZM221 152V153H222ZM225 152V151H224ZM229 152V151H228ZM228 152H227V154H228ZM240 152V151H239ZM245 152H246V150H245ZM124 154H125V152H123ZM133 153V152H132ZM148 153V152H147ZM160 153V152H159ZM170 153V152H169ZM177 153V152H176ZM194 153V152H193ZM192 153V154H193ZM262 153V152H261ZM89 154V153H88ZM87 154V155H88ZM102 154V153H101ZM107 154V153H106ZM119 154V153H118ZM117 154V155H118ZM122 154V153H121ZM185 154H187V153H185ZM234 154V153H233ZM86 155V156H87ZM123 155V154H122ZM147 155V154H146ZM148 155H149V153H148ZM150 155H151V153H150ZM191 155V154H190ZM221 155H223V154H221ZM226 155V154H225ZM229 155V154H228ZM244 155H245V153H244ZM253 155V154H252ZM264 155V154H263ZM128 156V155H127ZM145 156V155H144ZM168 156H170L169 154H168ZM168 156H167V158H168ZM174 156V155H173ZM180 156V155H179ZM184 156V155H183ZM203 156V155H202ZM76 157V156H75ZM124 157V156H123ZM130 157V156H129ZM129 157H128V159H129ZM157 157H158V155H157ZM199 157H201L200 156V154H199ZM223 157V156H222ZM227 157V156H226ZM90 158H91V156H90ZM112 158H113V156H112ZM136 158V157H135ZM134 158V159H135ZM197 158V157H196ZM258 158H259V156H258ZM258 158H256V159H258ZM108 159V158H107ZM107 159H105V161L107 160ZM114 159V158H113ZM112 159V160H113ZM151 159V158H150ZM150 159H148V160H150ZM192 159V158H191ZM198 159V158H197ZM223 159V158H222ZM31 160H32V162H31ZM78 160V159H77ZM76 160V161H77ZM116 160V159H115ZM142 160H144V159H142ZM152 160V159H151ZM181 160H183L182 158H181ZM259 160H260V158H259ZM56 161V160H55ZM117 161V160H116ZM126 161V160H125ZM131 161V160H130ZM155 161V160H154ZM195 161H197L196 159H195ZM204 161H205V158H204ZM256 161V160H255ZM261 161V160H260ZM263 161V160H262ZM108 162H110V161H108ZM107 162V163H108ZM128 162V161H127ZM132 162V161H131ZM170 162V161H169ZM185 162V161H184ZM201 162V161H200ZM251 162V161H250ZM106 163V164H107ZM155 163V162H154ZM177 163V162H176ZM193 163V162H192ZM204 163V162H203ZM50 164L51 165H49L48 167H47V170H49V171H53V169L55 170V171H57L56 173H58V174H61V173H59L60 171H62L61 170V168H62V166L56 161V162H50ZM70 164V163H69ZM73 164V163H72ZM72 164H70V165H72ZM132 164H134V163H132ZM171 164V163H170ZM178 164V163H177ZM183 164V163H182ZM200 164V163H199ZM198 164V165H199ZM238 164H239V162H238ZM12 165V164H11ZM74 165V164H73ZM98 165V164H97ZM122 165H124V164H122ZM131 165V164H130ZM167 165H168V163H167ZM174 165H175V163H174ZM179 165V164H178ZM201 165V164H200ZM263 165H264V163H263ZM128 166V165H127ZM171 166V165H170ZM169 166V167H170ZM207 166V165H206ZM130 167V166H129ZM129 167H126V168H129ZM132 167V166H131ZM173 167V166H172ZM180 167V166H179ZM199 167V166H198ZM264 167V166H263ZM15 168V167H14ZM101 168H102V166H101ZM100 168V170H102ZM107 168V167H106ZM187 168V167H186ZM208 168V167H207ZM234 168V167H233ZM13 169V168H12ZM45 169V168H44ZM177 169V168H176ZM182 169H184V168H182ZM210 169V168H209ZM41 170V169H40ZM69 170H71L70 168H69ZM126 170V169H125ZM128 170V169H127ZM186 170V169H185ZM193 170V169H192ZM44 171V170H43ZM66 171V170H65ZM99 171V170H98ZM187 171V170H186ZM112 172V171H111ZM179 172V171H178ZM197 172H198V170H197ZM199 172H201V171H199ZM226 172V171H225ZM252 172V171H251ZM44 173V172H43ZM65 173V172H64ZM73 173V172H72ZM125 173H127V172H125ZM216 173H218V172H216ZM221 173V172H220ZM46 174V173H45ZM48 174V173H47ZM68 174H69V172H68ZM76 174H79V176H80V173H76ZM197 174V173H196ZM222 174V173H221ZM225 174V173H224ZM223 174V175H224ZM254 174V173H253ZM252 174V175H253ZM194 175V174H193ZM213 175V174H212ZM247 175V174H246ZM16 176V175H15ZM79 176H78V180H79ZM83 176V175H82ZM107 175H105V177H106ZM220 176V175H219ZM251 176V175H250ZM17 177V176H16ZM37 177H39L38 179H40V181L39 180H36L37 179ZM81 177V176H80ZM88 177V176H87ZM108 177V176H107ZM106 177V178H107ZM120 177V176H119ZM193 177V176H192ZM211 177V176H210ZM214 177V176H213ZM216 177V176H215ZM258 177H259V173H258ZM258 177H249V176H247V179L246 180H242L243 182L241 183V184H237L236 186H234V185H231L232 183H230V182H226L225 183V185H224V187H227L228 186V184H230L227 188H229V189H227L226 191H230V193H231V195H230V197H228V198H230L231 199V201H229L228 203H225V204H223V203H220L219 201L218 202H213V201H211V199H210V197H208L207 195H202V197L200 198V199H197L196 197V195L197 194H199L200 192H201V189H202V187L201 188H199L198 189V186L197 185H195V184H192V185H190V188H189V193H188V195H187V200H188V202H187V200L185 201V203H182L181 202V200L180 199H174L173 201H170L168 204L169 205H166V204H163L162 205V203H160L162 206V213H163V215L164 216H167V217H171L172 219H174V221L175 222H178V220H186V219H188L190 216H188V215H190L189 213H188V211H187V209L189 208V207H191L196 213V215L197 216H199V217H201V218H203L202 219V221H203V224H204V227H206L207 228V231L206 232H208V236H209V238L211 237V236H215V238H217V240L218 241H214L215 243L213 244V242H212V244H210V242H209V244L211 245L210 247H207V249L206 248H204V246H203V250H205V254L207 255V259L208 260H206V263L207 264H264V261H260L259 260V257H261V256H263L264 255V252L262 253V251H260V249H263V247H264V241H257L256 239H254L253 238V236H255V233H256V231L254 232L253 230H249L248 228H247V231L245 230L243 233H241V234H237V233H235L234 231H232V228L229 226V225H226V224H224L221 220H220V222H219V218H217L216 217V215H214V213H212V211H211V209H210V206L212 205V203L213 204H216V205H218V206H220V207H222V208H228V209H231L232 208V211L235 213L234 215H239L240 217H239V219L238 220H240V221H249L250 219L251 220H260L261 222H263L264 221V183H263V180H259V178ZM57 178H58V175H57ZM146 178V177H145ZM148 178V177H147ZM217 178H219L218 176H217ZM73 179V178H72ZM110 179V178H109ZM137 180V178L136 177H131L130 178V181L132 180V183H133V181L134 180ZM139 179V178H138ZM163 179V178H162ZM214 179V178H213ZM212 178H210V180H213ZM77 180V181H78ZM81 180H82V178H80V182H81ZM140 180H142V179H140ZM199 180H200V176H199ZM203 180V179H202ZM209 180V179H208ZM215 180V179H214ZM249 180V181H248ZM36 181H39V182H36ZM83 181H85V180H83ZM102 181V180H101ZM144 181H145V179H144ZM164 181H165V176H164ZM163 181V182H164ZM74 182V181H73ZM100 182V181H99ZM113 182V181H112ZM135 182V181H134ZM137 182V181H136ZM143 182V181H142ZM141 182V183H142ZM148 182H149V180H148ZM201 182H203V181H201ZM91 183H92V181H91ZM106 183V182H105ZM117 183V182H116ZM140 183V184H141ZM161 183V182H160ZM171 183V182H170ZM216 183V182H215ZM214 183V184H215ZM74 184V183H73ZM79 184V183H78ZM93 184H95V183H93ZM102 184V183H101ZM198 184V183H197ZM203 184V183H202ZM213 184V185H214ZM219 184V183H218ZM16 185V184H15ZM81 185V184H80ZM97 185V184H96ZM106 185V184H105ZM124 185V184H123ZM212 185V186H213ZM25 186H27V185H25ZM85 186H86V184H85ZM164 186V185H163ZM172 186V185H171ZM202 186V185H201ZM218 186V185H217ZM3 187V186H2ZM20 187V185H18V188H12V189H2V190H0V219L2 218V217H16V216H18V215H20V213L19 212H21L20 210L23 208H21L20 209V207H21V205H22V203H21V200H22V196H21V193H23L24 192V190H27V189H20L19 188ZM58 187H61L60 189H58ZM93 187V186H92ZM98 187V186H97ZM103 187V186H102ZM123 187V186H122ZM137 187H138V184H137ZM140 187V186H139ZM138 187V188H139ZM142 187V186H141ZM140 187V188H141ZM155 187H157V186H155ZM209 187V186H208ZM96 188V187H95ZM130 188H134L133 186L132 187H130ZM143 188V187H142ZM153 188V187H152ZM171 188V187H170ZM169 188V189H170ZM210 188V187H209ZM84 189H85V187H84ZM119 189H122V188H119ZM144 189H146V188H144ZM150 189V188H149ZM154 189V188H153ZM158 189H159V187H158ZM188 189V188H187ZM217 189V188H216ZM225 189V188H224ZM89 190V189H88ZM94 190H96V189H94ZM142 190V189H141ZM147 190V189H146ZM155 190V189H154ZM68 192H69V190H67ZM66 191V192H67ZM85 191V190H84ZM83 191V192H84ZM90 191V190H89ZM92 191V190H91ZM121 191V190H120ZM128 191V190H127ZM127 191H124V192H127ZM143 191V190H142ZM158 191V190H157ZM156 191V192H157ZM67 192V193H68ZM81 192V191H80ZM86 192V191H85ZM122 192V191H121ZM123 192V194H127V193H124ZM132 192H133V189H132ZM150 192H152V191H150ZM211 192V191H210ZM215 192V191H214ZM25 193V192H24ZM72 193H74V192H72ZM89 193V192H88ZM93 193V192H92ZM107 193V192H106ZM130 193V192H129ZM144 193V192H143ZM216 193V192H215ZM69 194H70V192H69ZM75 194V193H74ZM82 194V193H81ZM94 194V193H93ZM92 194V195H93ZM95 194H96V192H95ZM105 194V193H104ZM103 194V195H104ZM145 194V193H144ZM152 194V193H151ZM79 195H80V193H79ZM89 195V194H88ZM91 195V196H92ZM102 195V196H103ZM107 195V194H106ZM117 195V194H116ZM120 195V194H119ZM131 195L133 196V193H131ZM136 195V194H135ZM148 195H149V193H148ZM165 195H166V193H165ZM215 195V194H214ZM213 195V196H214ZM235 195H236V198L237 197H239V196H244L245 198L243 199V201H239V202H236V203H234L233 204V200L234 199H236L235 198ZM43 197H44V195H42ZM70 196H72V194H70ZM69 196V197H70ZM91 196H89V197H91ZM97 196H98V194H97ZM101 196V195H100ZM99 196V197H100ZM145 196H146V194H145ZM160 196H161V194H160ZM159 196V197H160ZM167 196V195H166ZM216 196V195H215ZM228 196H229V194H228ZM72 197H74V196H72ZM71 197V198H72ZM120 197V196H119ZM119 197H117V198H119ZM131 197V196H130ZM88 198V197H87ZM92 198V197H91ZM91 198H88L89 200L91 199ZM102 198V197H101ZM115 198V197H114ZM135 198V197H134ZM134 198H133V202L129 205V207L130 208H132V207H134L135 205L134 204H136V206H137V202H134ZM149 198V197H148ZM164 198V197H163ZM81 199L83 200V201H85V196H81ZM95 199V198H94ZM98 199V198H97ZM97 199H96V201H97ZM131 199V198H130ZM162 199V198H161ZM167 199V198H166ZM74 200V199H73ZM76 200V199H75ZM88 200V201H89ZM102 200V199H101ZM113 200V199H112ZM121 200V199H120ZM143 200H144V198H143ZM152 200V199H151ZM158 200V199H157ZM216 200V199H215ZM61 201H63V200H61ZM65 201V200H64ZM71 201V200H70ZM81 201V200H80ZM95 201V202H96ZM104 201V200H103ZM121 201H124V199L123 200H121ZM130 201V200H129ZM153 201V200H152ZM159 201H161V200H159ZM163 201V200H162ZM168 200H166V202H167ZM82 202V201H81ZM98 202V201H97ZM102 202V201H101ZM105 202V201H104ZM111 202V201H110ZM112 202H114V200L112 201ZM125 202H127V201H124V203ZM131 202V201H130ZM142 202V201H141ZM154 202V201H153ZM186 202H187V205H186ZM197 202H202L203 204L201 205V206H199V205H197L196 203ZM62 204H63V202H61ZM66 203H67V201H66ZM65 203V204H66ZM143 204H144V202H142ZM142 203H139V204H142ZM152 203V202H151ZM154 203H156V202H154ZM70 204V203H69ZM78 203H76V205H77ZM90 204V203H89ZM93 204V203H92ZM121 204H123V203H121ZM150 204V203H149ZM189 204V205H188ZM67 205V204H66ZM106 205V204H105ZM105 205H102V204H94V206H88V205H85L84 207H86L87 209H85L84 208V210H80L79 212H77V214L82 218V220H83V227L85 228V230H89L91 233H92V235L93 236H95L96 237V239L94 240V244L96 245L95 247H99L100 245H102V246H105L106 244H110V246H109V248H108V245H107V247L106 248H108V249H111V251H113L112 253H111V255H109L108 254V249L106 250L105 248V254L107 255V264H129V262H131V259H133L135 256H137L138 254H140V250H142L143 249V247L142 248H138L137 246H136V244H137V242H136V240L135 241H133V237L134 236H132L133 234H139V232H144V233H146V232H150V231H153L155 228H157V230H158V228H160V220L158 219L159 217H158V215H154V217H151V219H147L148 221H149V223L147 222V220L146 219H139V217L138 218H136V219H134L132 222H131V227H127V229H126V231L122 228V224H120L119 225V227L117 228V229H115V230H113L114 232H108V231H106V229L104 230L103 228L104 227H102V225H101V222H100V220H99V218H98V216L97 215H99V213L101 212L100 210H105ZM116 205H118V204H116ZM146 205H148V204H145V206ZM165 205V206H164ZM63 206V205H62ZM69 206V205H68ZM78 206V205H77ZM108 207L110 206V205H107ZM113 206H114V204H113ZM119 206V205H118ZM157 206V205H156ZM79 207H82V206H79ZM115 207V206H114ZM120 207V206H119ZM155 208V207H154ZM18 209V210H17ZM82 209V208H81ZM109 209V208H108ZM107 209V210H108ZM145 209V208H144ZM24 210V209H23ZM120 210H121V208H120ZM139 210V209H138ZM157 210V209H156ZM110 211V210H109ZM113 211H114V209H113ZM69 212V211H68ZM118 212H119V210H118ZM147 212V211H146ZM70 213V212H69ZM74 213H76V212H74ZM110 213H112V212H110ZM122 213V212H121ZM152 213V212H151ZM157 213V212H156ZM24 214H25V212H24ZM102 214V213H101ZM177 214V215H176ZM26 215V214H25ZM70 214H68V216H69ZM73 214L71 213V216H72ZM76 215V214H75ZM118 215V214H117ZM130 215H132V214H130ZM148 215V214H147ZM30 216V215H29ZM85 216H87V218H89V220H86V219H84L85 218ZM103 216V215H102ZM129 216V215H128ZM136 216V215H135ZM152 216H153V214H152ZM34 217L35 216H30L28 219L30 220V221H32L33 219H34ZM48 217V216H47ZM118 217V216H117ZM133 217V216H132ZM147 217V216H146ZM167 217H165V218H167ZM236 217V216H235ZM72 218L74 219V215L72 216ZM71 218V219H72ZM101 218V217H100ZM110 218V217H109ZM108 217H107V219H109ZM115 218H116V216H115ZM119 218V217H118ZM117 218V219H118ZM125 218V217H124ZM124 218H123V220H124ZM192 218V217H191ZM193 218H194V216H193ZM6 219V218H5ZM5 219H3V220H5ZM111 219V218H110ZM157 219L159 220V222H157ZM161 219V218H160ZM190 219V218H189ZM29 220L28 221H25V220H20L19 219V228L21 229V231H22V234H20V236H21V238H20V236L18 237V245H19V247L20 248H22L23 247V242L22 241H24L27 237H28V239H29V236H31V238H32V240L31 241H33L34 242V245H35V248H36V250L37 251H39V255H40V257H42V259H43V264H51V263H53V264H64L63 262H62V260H60L56 255H57V253L55 254V252L57 251V250H59L60 249V247L59 246H61L62 245V242H60L63 238H65V236L63 235V234H65V233H63L61 230H59V229H57V227H55V226H52L51 228H49V229H47V227H45L48 231L45 233V231H44V228H43V231L44 232H41V231H39V227H38V225L37 226H31V224L29 223ZM75 221H76V219H74ZM105 220V219H104ZM112 220V219H111ZM126 220V219H125ZM200 220V219H199ZM6 221H7V219H6ZM5 221V222H6ZM35 221V220H34ZM33 221V222H34ZM47 221V220H46ZM106 221V220H105ZM128 221V220H127ZM162 221V220H161ZM170 221V220H169ZM5 222H4V224H5ZM42 219H37V222H36V224L38 223L39 224V226L42 224ZM117 222V221H116ZM32 223V222H31ZM113 223V222H112ZM118 223V222H117ZM245 223V222H244ZM244 223H242V224H244ZM110 224V223H109ZM165 224H167V225H171V223L169 224V223H165ZM249 224V223H248ZM5 225H7V224H5ZM111 225V224H110ZM177 225L179 226V227H183L184 226V224H183V222H178L177 223ZM192 225V224H191ZM194 225V224H193ZM192 225V226H193ZM114 226V225H113ZM117 226V225H116ZM166 226V225H165ZM196 226H199V225H196ZM251 226V225H250ZM262 226V228H261V231L262 230H264V224H262L261 225ZM2 227H3V225H2ZM8 227V226H7ZM11 227V226H10ZM41 227V226H40ZM43 227V226H42ZM41 227V228H42ZM163 227V226H162ZM260 227V226H259ZM121 228H122V231H125V232H123V236L122 237H120V238H118V241H120V243H121V246H119V247H121L122 249L120 250V249H118V250H120V251H115V249L118 247V246H116L115 247V244L114 243H116V237L114 236V235H116L117 233H120V231H121ZM125 228V227H124ZM175 228V227H174ZM8 229V228H7ZM66 229V228H65ZM69 229V228H68ZM78 229H80V228H78ZM176 229L178 230V227H176ZM197 229V228H196ZM250 229H255L254 227L253 228H250ZM0 230H2V229H0ZM81 230H83V229H81ZM109 230H112V228L111 229H109ZM163 230H164V227H163ZM193 230H194V228H193ZM200 230V229H199ZM12 231V230H11ZM257 231H259V229L257 230ZM2 232V231H1ZM5 232V231H4ZM75 232H77V228L74 226L73 227V229L71 228V229H69L68 230V232L66 233V235L67 236H69L70 234H75ZM81 232V231H80ZM87 232V231H86ZM86 232H85V234H86ZM117 232V233H116ZM164 232V231H163ZM175 232V231H174ZM177 232V231H176ZM175 232V233H176ZM195 232H197V234H198V232L199 231H195ZM205 232V231H204ZM6 233V232H5ZM84 233V232H83ZM90 233V234H91ZM151 233H153V232H151ZM170 233V232H169ZM175 233H174V235L171 237L172 239H171V242H173V243H176V247H173L174 249H172V247L170 248V247H168L169 249H167V250H165V248L164 247H162V245L160 246H157V247H155V245H154V247L153 246H150V244L149 245H147V248L146 247H144L145 248V250L147 249V251H146V253L144 254V259L142 260V263L143 264H176L177 262H173V261H170L169 260V257H173V256H177V254L180 252V251H182V250H185V249H190L191 247H194V246H192L191 244V242L193 241V239L190 237V234H192L191 232H187V231H183L182 230V232L179 234V233H176V235H175ZM11 234V233H10ZM89 234V233H88ZM89 234V235H90ZM137 234V235H138ZM172 234H173V231H172ZM256 234H258V232L256 233ZM22 235L25 237L24 239L22 238ZM76 236H77V234H75ZM89 235H87L88 237H89ZM136 235V236H137ZM141 235V234H140ZM140 235H138V236H140ZM143 235V234H142ZM152 235V234H151ZM151 235H149V237L151 236ZM164 235H165V232H164ZM202 235V234H201ZM203 235H205V236H207L206 235V233L205 234H203ZM3 236V235H2ZM86 236V237H87ZM143 236H145V235H143ZM4 237V236H3ZM6 237V236H5ZM87 237V238H88ZM148 237V236H147ZM149 237H148V239H149ZM200 237V236H199ZM198 237V238H199ZM0 238H2V237H0ZM141 238V237H140ZM165 238H166V236H165ZM194 238V237H193ZM257 238V237H256ZM89 239H91V238H88V240ZM93 239V238H92ZM114 240V242L113 243H111V240ZM141 239H143V238H141ZM145 239V238H144ZM200 239H204V238H200ZM2 240V239H1ZM66 240H67V238H66ZM85 240V239H84ZM87 240V241H88ZM169 240V239H168ZM76 241V240H75ZM141 241V240H140ZM164 241V240H163ZM81 242V241H80ZM93 242V241H92ZM158 242H159V240H158ZM199 242V241H198ZM82 243V242H81ZM119 243V242H118ZM202 242H200V244H201ZM207 243V242H206ZM46 244H48L50 247H51V249L50 250H46L45 248H44V245H46ZM85 244V243H84ZM145 244V243H144ZM152 244H153V242H152ZM156 244V243H155ZM12 245L13 244H11V242H10V240H9V238H7L6 237V239L4 240L3 239V242L2 241H0V256L1 255H3V254H5L6 256L3 258V256H2V258L3 259H5V258H7V255H9V253L12 251ZM75 245H77V244H75ZM157 245H158V243H157ZM196 246H197V244H195ZM202 245V244H201ZM63 246H65V243H64V245ZM166 246V245H165ZM169 246V245H168ZM209 246V245H208ZM114 249H112V248ZM118 247V248H119ZM198 247H200V249L202 248L201 246H199V244H198ZM67 248H69V246L67 247ZM85 248V247H84ZM163 248H164V250H163ZM32 249V248H31ZM64 249V248H63ZM72 249V248H71ZM75 249H76V247H75ZM75 249H73V250H75ZM83 249V248H82ZM86 249H87V247H86ZM94 249H96V248H94L93 247V249H92V251L94 250ZM117 250V249H116ZM28 251V250H27ZM30 252L32 251V250H29ZM81 251V249L78 251V252H80ZM97 251V250H96ZM168 251V252H167ZM187 251V250H186ZM189 251V250H188ZM88 252V251H87ZM102 252H103V250H102ZM143 252V251H142ZM14 253V252H13ZM63 253V252H62ZM65 253V252H64ZM68 253V252H67ZM185 253V252H184ZM197 253V252H196ZM60 254V253H59ZM103 254V253H102ZM104 254V255H105ZM199 254V253H198ZM73 255V254H72ZM87 253H81L80 254V256H82L83 258H86L85 260V262H84V264H91V262L90 261H88V259H87ZM182 255V254H181ZM186 255V254H185ZM185 255H182L183 257H185ZM192 255V254H191ZM59 256V255H58ZM75 256H76V254H75ZM75 256H74V258H75ZM141 256V255H140ZM143 256V255H142ZM194 256V255H193ZM196 256H197V254H196ZM60 257H61V255H60ZM66 257V256H65ZM73 257V256H72ZM72 257H70L71 258V260H72ZM79 257V256H78ZM81 257V258H82ZM104 257V256H103ZM139 257V256H138ZM62 258V257H61ZM97 258V257H96ZM106 258V257H105ZM197 258V257H196ZM14 259V258H13ZM13 259L12 258H10V259H6V260H2V259H0V264H32V261H30V259H27V257H22V259H20V261H13ZM76 259V258H75ZM102 259V258H101ZM135 259V258H134ZM137 259V258H136ZM140 259V258H139ZM184 259V258H183ZM192 259V258H191ZM199 259H201L200 257H199ZM262 259V258H261ZM70 260V261H71ZM81 260V259H80ZM97 260V259H96ZM99 260H100V258H99ZM176 260H177V258H176ZM192 260H194V259H192ZM263 260H264V258H263ZM76 261V260H75ZM196 260H194V262H195ZM80 262V261H79ZM135 262V261H134ZM199 263H201L200 261H198ZM76 263H77V261H76ZM136 263V262H135ZM180 263V262H179ZM182 263H184V262H182ZM75 264V263H74ZM78 264V263H77ZM81 264V263H80ZM137 264V263H136ZM204 264V263H203Z\"/></svg>",
  "mask_w": 264,
  "mask_h": 264
}]
</instances>
